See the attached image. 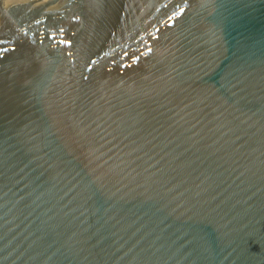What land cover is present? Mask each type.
I'll return each mask as SVG.
<instances>
[{"label": "water", "instance_id": "95a60500", "mask_svg": "<svg viewBox=\"0 0 264 264\" xmlns=\"http://www.w3.org/2000/svg\"><path fill=\"white\" fill-rule=\"evenodd\" d=\"M0 264H264V0H0Z\"/></svg>", "mask_w": 264, "mask_h": 264}]
</instances>
